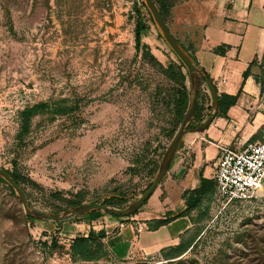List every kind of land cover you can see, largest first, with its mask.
Wrapping results in <instances>:
<instances>
[{"label":"rangeland","instance_id":"rangeland-1","mask_svg":"<svg viewBox=\"0 0 264 264\" xmlns=\"http://www.w3.org/2000/svg\"><path fill=\"white\" fill-rule=\"evenodd\" d=\"M179 1L169 0L164 18L188 47L192 29L179 27L174 19ZM251 7L257 13L258 7ZM147 16L139 0H0V166L19 175L31 205L57 210L108 192L120 195L104 201L123 205L149 183L180 118L176 97L182 87L187 92L188 80ZM140 18L144 27L136 43ZM254 64L262 92L248 110L263 111L264 42ZM209 95L203 99L197 88L199 114L187 126L207 116ZM38 100L56 101L63 111L37 112L24 130L19 110ZM257 129L252 138L256 130L239 129L226 143L233 145L241 134L246 141L264 139V127ZM196 132L186 131L178 146L184 150ZM201 139L213 146L217 141L206 134ZM216 155L207 149L209 176ZM189 157L185 153L176 163L175 151L166 171L182 173ZM145 200L136 210L143 209ZM203 203L205 215L177 255L165 256L160 249L131 250L119 257L107 249L100 257L83 259L69 253L60 234L63 226L113 214L57 221L27 217L0 177V264H264V186L247 200L222 205L212 195ZM203 206L194 207L196 216ZM128 215L119 216L124 221ZM53 234L58 239L51 245Z\"/></svg>","mask_w":264,"mask_h":264},{"label":"crops","instance_id":"crops-1","mask_svg":"<svg viewBox=\"0 0 264 264\" xmlns=\"http://www.w3.org/2000/svg\"><path fill=\"white\" fill-rule=\"evenodd\" d=\"M252 5L258 7L257 13L252 12ZM173 8L177 25L192 29L187 35L189 52L206 71L217 93H236L235 101L227 106L224 115L213 116L202 131L191 135L184 150L177 147L175 162H180L188 153V165L176 176L166 171L157 188L146 198L143 209L130 213L129 220L124 221L114 214L101 219L99 215L94 216L86 222L67 221L64 233H60L67 241L75 234H85L89 227L101 228L105 232L102 240L106 248L122 257L131 250L154 252L180 239L191 238L189 234L198 219L194 208L187 213L174 214L185 206L181 192L198 184L199 170L209 176L205 163L209 157L207 149L215 151L216 147L212 142L203 143L201 138L211 135L217 138V143L227 144L239 129L253 132L264 127V110H248L260 95L259 83L254 78L257 74L254 61L263 51V0H181ZM244 69L248 72L242 75ZM241 136L231 146L246 141L247 135ZM166 216L170 218L165 222L148 226L153 219Z\"/></svg>","mask_w":264,"mask_h":264},{"label":"water","instance_id":"water-1","mask_svg":"<svg viewBox=\"0 0 264 264\" xmlns=\"http://www.w3.org/2000/svg\"><path fill=\"white\" fill-rule=\"evenodd\" d=\"M145 9L147 10L158 34L170 48V50L174 53L179 63L184 68L187 75V93H186V102L181 113V116L178 120V123L173 130L169 140L167 141L160 158L157 162L156 168L151 176L149 183L136 194H134L133 198L126 202L123 205H114L109 202L104 201V198L109 195L119 196V193L116 192H108L104 195V197L97 200H86L79 201L73 204H69L67 206L61 207L57 210H47L35 207L29 203L27 200L25 191L21 184L13 177V175L3 166H0V177L3 178L13 189L18 201L20 202L21 208L25 215L48 219V220H63L70 218L72 216L82 215L91 210H100L102 212L117 214V215H126L134 212L136 208L148 197V195L153 191L155 186L160 181L163 174L166 172L169 162L171 161L177 146L182 138L183 134L188 130L199 131L202 130L210 120L215 115V111L217 108V91L208 77L206 71L200 66L192 54L187 50L182 43L178 40V38L172 33L169 29L166 20L160 13L158 5L155 0H140ZM206 82L209 92L211 94V105L207 116L196 123L193 126H187V123L192 117L195 101L197 98V88L200 79ZM125 196V195H123Z\"/></svg>","mask_w":264,"mask_h":264},{"label":"trees","instance_id":"trees-1","mask_svg":"<svg viewBox=\"0 0 264 264\" xmlns=\"http://www.w3.org/2000/svg\"><path fill=\"white\" fill-rule=\"evenodd\" d=\"M158 8L160 10L161 15L163 18L165 17V11L167 10V7L169 6L170 2L169 0H155ZM264 3V2H263ZM139 4L144 7L143 3L139 0ZM136 10L139 12V8L137 7ZM149 19L150 16L148 14L147 16ZM165 19V18H164ZM144 27V20L143 19H137L135 29H134V37L136 43L138 42V35L140 29ZM186 49H188L187 46H185ZM178 67H181V64L178 61ZM248 72L247 69H244L242 71V75H245ZM181 73V72H180ZM183 73H181L182 75ZM254 78L258 81L259 83V92H262V84L260 79L258 78V75L256 74ZM186 90L184 87H182L176 97V104L178 106V114L181 116V113L183 111V108L185 106L186 102ZM236 98V93H227V92H220L217 95V108H216V114H225V110L227 106L235 101ZM54 111V112H62L63 111V106L62 104H58L56 101H46V100H38L35 101L31 104H25L20 110H19V115H20V123L22 128L25 130V128L28 125L29 118L41 111ZM199 107L197 105V100L195 101V106H194V111L192 114L191 118H194L199 114ZM258 130L254 131L249 137L252 138L258 134ZM8 170V169H7ZM9 171V170H8ZM13 177L20 183L21 179L19 175L15 172L9 171ZM199 182L197 185L189 188H185L182 191V194L184 196L185 200V206L177 211L174 215L176 214H182V213H187L191 208L194 207H199L202 206V204H205V206L202 207L201 211L199 210L197 213V218H202L205 215V212L207 210V203H203L204 200L210 199V197L213 195L214 192V179L212 176H205L201 173L199 170ZM135 212V211H134ZM99 213H103L100 210H91L85 214H94L97 215ZM82 215H77L73 217H80ZM117 215V214H114ZM31 217V216H27ZM170 217H158L153 219L152 222L148 223V226L150 227H155L156 225L165 222L168 220ZM105 232L103 229L99 228L97 230L92 229L91 227L88 228L85 234L83 233H78L73 236H71L68 240V251L71 255L83 259H94L97 257L102 256L107 252V248L104 244V241L102 240V236H104ZM58 239L57 234H53L50 236V244L54 245L55 242ZM191 238L183 240L180 239L178 242L174 244H170L166 247L161 248V251L165 256H174L179 253H181L183 250H185L188 245L190 244ZM45 243V241H43Z\"/></svg>","mask_w":264,"mask_h":264},{"label":"built area","instance_id":"built-area-1","mask_svg":"<svg viewBox=\"0 0 264 264\" xmlns=\"http://www.w3.org/2000/svg\"><path fill=\"white\" fill-rule=\"evenodd\" d=\"M198 91L203 99L210 96L204 80L199 81ZM214 144L213 195L222 205L252 198L264 186V139L247 140L239 146Z\"/></svg>","mask_w":264,"mask_h":264},{"label":"bare ground","instance_id":"bare-ground-1","mask_svg":"<svg viewBox=\"0 0 264 264\" xmlns=\"http://www.w3.org/2000/svg\"><path fill=\"white\" fill-rule=\"evenodd\" d=\"M259 191V190H258Z\"/></svg>","mask_w":264,"mask_h":264}]
</instances>
